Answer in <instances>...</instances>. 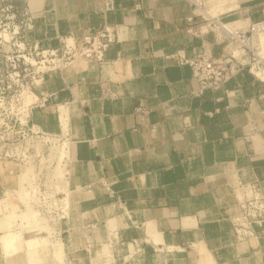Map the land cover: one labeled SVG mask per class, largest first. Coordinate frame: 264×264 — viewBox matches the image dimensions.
<instances>
[{"label":"crops","instance_id":"obj_1","mask_svg":"<svg viewBox=\"0 0 264 264\" xmlns=\"http://www.w3.org/2000/svg\"><path fill=\"white\" fill-rule=\"evenodd\" d=\"M105 1L28 0L27 40L42 48L103 26L115 41L101 63L77 60L35 86L42 103L30 110L32 124L57 134V109L68 116V215L43 225L21 200L27 169L0 159V264H264V224L238 240L232 223L240 185L264 194V81L244 71L227 93L199 94L190 67L170 56L217 57L223 43L187 32L190 6L110 0L107 10ZM208 7L231 29L264 20V0ZM258 45L264 52V38Z\"/></svg>","mask_w":264,"mask_h":264},{"label":"built area","instance_id":"obj_2","mask_svg":"<svg viewBox=\"0 0 264 264\" xmlns=\"http://www.w3.org/2000/svg\"><path fill=\"white\" fill-rule=\"evenodd\" d=\"M180 1L193 11V17L188 19V33H214L218 42L223 43V52L217 57L205 52L192 59L170 56L180 65L190 67L199 94L205 90L227 93L226 84L244 71L264 81V52L258 45V40L264 38V20L245 30L231 29L210 15V0ZM105 8L112 10V1L106 0ZM34 25L35 16L28 0H0V159H12L25 166L27 178L22 192L28 198L27 206L37 211L43 225L51 228L68 215L61 188L70 160V130L64 109H57V134L47 133L30 122L31 108L42 103L34 88L49 73L77 60L101 63L115 41V33L103 26L89 31L79 42L63 38L56 48L46 49L27 40ZM147 115L146 109L136 107L139 122H144ZM47 177L51 183H47ZM238 190L240 215L232 223L237 239L248 240L255 237L253 227L264 224V194L256 183L240 185Z\"/></svg>","mask_w":264,"mask_h":264},{"label":"rangeland","instance_id":"obj_3","mask_svg":"<svg viewBox=\"0 0 264 264\" xmlns=\"http://www.w3.org/2000/svg\"><path fill=\"white\" fill-rule=\"evenodd\" d=\"M47 183H51V181H50V178L49 177H47ZM63 185H64V183L62 184V191H64V189H63ZM12 197V196H11ZM23 198H21V200L23 201H25L26 203L28 202V198H27V196H25V194H23V196H22ZM59 198H60V196H58ZM12 199V198H11ZM20 203H22L21 201H20ZM25 206H26V204H25ZM32 215L35 217V215L32 213ZM50 235H51V230H50Z\"/></svg>","mask_w":264,"mask_h":264},{"label":"bare ground","instance_id":"obj_4","mask_svg":"<svg viewBox=\"0 0 264 264\" xmlns=\"http://www.w3.org/2000/svg\"><path fill=\"white\" fill-rule=\"evenodd\" d=\"M34 211H35L34 213H36V214L38 215L37 211H36V210H34ZM24 227H25V226H24ZM100 257H101V255H100ZM100 257H99V258H100Z\"/></svg>","mask_w":264,"mask_h":264}]
</instances>
